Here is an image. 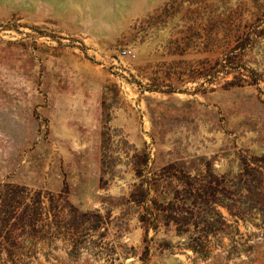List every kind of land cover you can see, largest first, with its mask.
<instances>
[{"label":"rangeland","instance_id":"1","mask_svg":"<svg viewBox=\"0 0 264 264\" xmlns=\"http://www.w3.org/2000/svg\"><path fill=\"white\" fill-rule=\"evenodd\" d=\"M261 157L264 0H0V193L21 212L41 191L76 227L20 224L0 264H264V196L245 187L206 258L175 225L129 221L167 164L204 158L234 188Z\"/></svg>","mask_w":264,"mask_h":264},{"label":"trees","instance_id":"2","mask_svg":"<svg viewBox=\"0 0 264 264\" xmlns=\"http://www.w3.org/2000/svg\"><path fill=\"white\" fill-rule=\"evenodd\" d=\"M246 175L245 186L232 188L227 184L228 174L216 172L212 161L197 158L172 162L163 166L160 174L153 172L135 184L130 198L135 211L129 214V221L135 218L145 235L151 229L158 232L161 222H165L167 230L175 225L177 234L188 239L187 246L194 253L209 257L217 248L214 242L217 230H224L230 225L221 208H226L233 216H239L235 195L244 187L252 196H264V157L247 161ZM163 183L171 200L161 208L160 187ZM20 202L16 193H0V237L6 233L7 239L16 238L14 232L18 225L36 227L41 220L56 231L66 228L72 232V228L76 229L75 225H63L68 214L65 215L58 204L46 206L41 191L32 202L26 203L21 212L18 211ZM80 215L83 224L89 222L88 212ZM104 223V215L96 213V223H92L91 228L98 230ZM196 231L200 233L198 236H195ZM18 247L15 241L0 244V258L5 251L10 255L19 254ZM132 252L136 254L137 251L133 249ZM142 259L146 263L149 261L148 256Z\"/></svg>","mask_w":264,"mask_h":264},{"label":"built area","instance_id":"3","mask_svg":"<svg viewBox=\"0 0 264 264\" xmlns=\"http://www.w3.org/2000/svg\"><path fill=\"white\" fill-rule=\"evenodd\" d=\"M124 54L128 55V56H135V53L131 50H125Z\"/></svg>","mask_w":264,"mask_h":264}]
</instances>
